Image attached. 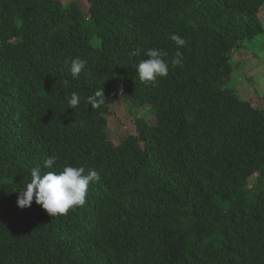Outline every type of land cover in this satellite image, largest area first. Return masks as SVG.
I'll return each mask as SVG.
<instances>
[{
    "label": "trees",
    "instance_id": "1",
    "mask_svg": "<svg viewBox=\"0 0 264 264\" xmlns=\"http://www.w3.org/2000/svg\"><path fill=\"white\" fill-rule=\"evenodd\" d=\"M85 1L87 14L0 0V264H264V109L225 88L232 53L264 34V0ZM148 48L168 53L156 84L135 70ZM77 57L87 65L73 79ZM122 101L149 106L154 123L136 118L114 145L107 117ZM38 165L95 168L100 180L52 217L35 199L17 205Z\"/></svg>",
    "mask_w": 264,
    "mask_h": 264
},
{
    "label": "clouds",
    "instance_id": "2",
    "mask_svg": "<svg viewBox=\"0 0 264 264\" xmlns=\"http://www.w3.org/2000/svg\"><path fill=\"white\" fill-rule=\"evenodd\" d=\"M178 47L186 44L178 34H171L169 37ZM141 54L139 48L133 50L130 55ZM146 59H143L136 66V73L141 82L156 84L160 78H167L169 75V64L165 57L168 53L160 48H148L143 52ZM87 61L79 57L70 61V72L73 79H78L85 72ZM173 67L183 66L181 53L178 51L171 60ZM69 82L65 80V85ZM88 103L96 109L105 103L104 89H97L94 95L89 96ZM80 97L76 92L68 99V108L76 109L80 105ZM59 158L50 155L43 163L46 169H52ZM31 180L21 190L17 205L21 209L31 207L34 199L35 203L42 206L46 212L52 216L65 215L70 209L76 206H83L88 195L89 185L100 180V174L95 168L86 169L83 166L73 167L65 165L62 171L42 172L38 165L31 169Z\"/></svg>",
    "mask_w": 264,
    "mask_h": 264
},
{
    "label": "rangeland",
    "instance_id": "3",
    "mask_svg": "<svg viewBox=\"0 0 264 264\" xmlns=\"http://www.w3.org/2000/svg\"><path fill=\"white\" fill-rule=\"evenodd\" d=\"M63 4L78 2L84 14L88 12L85 0H58ZM264 27V8L258 15ZM85 21H88L86 18ZM93 46H98V40L92 38ZM246 49H240L232 53L231 66L233 74L226 89L236 91L245 100H251L258 108L264 109V34L246 41ZM150 107L133 108L127 102L122 101L111 107L112 114L107 117V131L114 145L120 144L134 131L133 121L136 118H145L150 124L154 120L150 117Z\"/></svg>",
    "mask_w": 264,
    "mask_h": 264
}]
</instances>
